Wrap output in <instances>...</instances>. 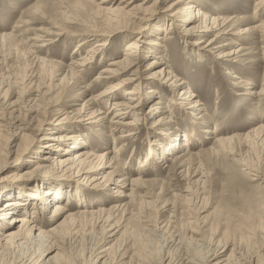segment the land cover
Returning <instances> with one entry per match:
<instances>
[{
  "label": "rangeland",
  "instance_id": "374dc122",
  "mask_svg": "<svg viewBox=\"0 0 264 264\" xmlns=\"http://www.w3.org/2000/svg\"><path fill=\"white\" fill-rule=\"evenodd\" d=\"M102 1L96 2L100 4ZM143 1H137L135 4ZM147 1L149 5L154 2ZM171 1L173 0H157V4L152 8L155 12L154 17L144 23V36L157 38V42L162 45L160 50L163 51L157 55H148L149 57L143 60L142 70H146L156 56H161L158 61L162 60L165 64L157 66L158 69L163 67V71L165 73L168 71L171 75L164 74L165 78L155 80L148 87L153 88L143 89L140 97L137 96L143 114L140 113L142 116L137 117L139 126H136V136L121 139L120 135L129 130V127L122 126L120 120H117L119 123H115L116 121L111 120V115H97L98 113L94 118H90L80 110L82 105H89L92 98L98 99V94L122 78L116 75L108 77L106 81L96 79L101 71L108 68L107 65L112 59L122 57V53L125 52L131 36L124 30L114 36L117 45L109 46L101 54L89 56L88 66L75 70L76 84L68 89V98L60 106L40 110L37 113V120L50 125L54 121H59V117L65 114L70 115L71 128L63 133L84 138L86 146L81 147V150L92 155L88 161L93 159L96 165H102L104 159L107 160L99 172L94 170L92 173L100 179L105 177V181L110 183L120 180L128 172L132 174L127 178H133L145 157L146 149L153 148L156 151L163 143L161 134L166 136L167 133H172L168 136L178 134L182 136L190 132L196 135L193 139L194 145L187 152L188 149H182L183 143H179L174 155L165 157L163 161L156 155L151 168L141 169L143 180L146 181L145 188L135 190V193L127 198L117 197L112 190L114 186L110 183L106 189L92 188L95 184L101 183V180L87 183L81 176L69 179L53 178L44 175L46 171H41L42 173L37 175L40 179L32 182H35L36 188L40 190L46 185L45 189L52 190V198L58 196L54 195L58 187H62L59 189L60 192L74 188L83 193V200H60L70 208V212L92 210L95 213L99 208L108 209L114 204L121 206L126 204V207L116 212L113 221H110V224H115L113 229L106 228L97 215L74 217L65 228L58 231L57 240L54 239V243L52 242L54 247L62 249L60 253L62 257H56L53 264H61L62 261L71 264H90L101 248L106 249L108 254L105 264H109V261L116 262L119 254L124 252L133 253V264H161L165 259L171 260V264H182L185 259L204 262L203 258L222 245L234 249L235 256L238 252L241 258L251 260L252 263L263 254L264 129L260 130L262 133L254 130L264 126V95L250 96L249 93L259 91L264 84V57L260 53L258 29L249 35L244 33L245 29L257 27L264 20L262 8L258 5L261 0H186L176 9L181 17L179 20L189 18L187 14L183 15L186 4L193 7L191 9L193 11L201 8V12L211 19L218 17L226 19L221 28H217L212 35L205 38L206 40L203 39L204 42L211 41L208 44L202 42L198 44L202 39L198 38L197 33L186 39L184 29L188 30L191 26L179 22L177 23L181 27L170 32V35H167L169 39L165 40L167 26L164 25V20L167 15L166 7L172 3ZM76 2L77 0H67V4L74 5ZM44 3H40L39 0H0V31L14 32L12 38L0 42V88L10 86L13 94H21L23 81H39V77L45 74L43 72L45 69L35 63L32 57L24 54L26 44L23 42L34 35H39L42 39L40 41L52 40V44L37 52L36 56L59 66L53 67V75L58 70L62 71L63 67L69 68L74 56L80 55L79 58H83L86 51L95 45L93 40L77 51V42L80 38L69 35L60 38L46 37L45 31L51 30L50 27H57L61 30L57 31L58 33L65 34L75 32L77 27L67 23L63 18L62 6L59 3L52 1ZM105 6L101 7L108 10V5ZM36 7L41 10L39 14L34 11ZM99 14L92 12L90 18L86 14L82 16L87 21L93 19L95 22L107 16L103 12ZM196 24L198 22L192 26ZM141 45L143 44L139 46ZM239 48L242 49L241 52L233 57H225L223 61L216 58L217 54L222 52L227 54ZM139 49L142 53L145 52L144 47ZM232 60L235 62L229 63ZM167 77L169 80H165ZM155 86L158 87L156 92L159 90L160 93L148 100L151 95L146 94V91L155 90ZM128 89L127 87L123 91ZM188 90L203 104L202 111L198 108V110L182 108L184 102H187L185 100L188 97ZM119 93L116 92L122 96L124 92ZM32 94L31 91L28 92V95ZM161 99L164 105L159 108L163 109L160 111L161 114L155 115L154 110H159L155 103ZM110 103L99 107L95 102L94 108L88 111L110 113ZM100 118L103 120L98 126L96 120ZM132 118L133 116H128L123 122ZM214 130L220 136L234 138L231 143L223 146L225 149L223 152L209 151L213 140L204 139L205 136H213L209 132ZM152 131L159 134L154 136ZM158 136L159 138H156ZM12 146L13 144L7 145V140L0 132V193L5 189H16L26 196L24 191L31 192L30 189L27 190L29 187L26 186L27 181H18L14 188L8 187V183L11 182H1L16 174L19 177L26 172H32L36 165L29 160L37 157L38 150L36 149L32 158L28 157L19 162L16 152L26 148V142L17 138L16 146ZM79 151L74 150V154L71 155L74 162L80 158L76 156ZM113 151H116L117 155ZM197 153L201 154L200 157ZM179 154H185V166H188L191 174L195 162L203 161L200 162L205 172L206 185H201L203 187L198 189L199 192L193 188L194 194L189 197L190 203L184 201V197L188 196H185L183 191L189 186L188 180L192 175L182 177L174 158ZM101 155L103 157H100ZM112 156L115 162L110 164ZM166 158L173 159L166 163L168 168H165ZM75 172L72 170L71 173L64 175L76 177ZM254 175L260 179L256 180ZM41 182L45 184H40ZM100 185H103V182ZM6 200L4 199L0 205ZM50 211L51 209L47 208L44 216L50 217ZM49 225L51 224L41 228L48 230L51 227ZM194 229L201 233L199 234L202 240L198 244L190 238ZM252 231L255 236L249 235L253 233ZM48 246L51 245L47 242L40 244L35 240H26L19 246L17 244L0 250V264H16L19 260L38 252L39 247L45 250ZM102 262L103 260L99 264Z\"/></svg>",
  "mask_w": 264,
  "mask_h": 264
},
{
  "label": "bare ground",
  "instance_id": "6f19581e",
  "mask_svg": "<svg viewBox=\"0 0 264 264\" xmlns=\"http://www.w3.org/2000/svg\"><path fill=\"white\" fill-rule=\"evenodd\" d=\"M44 1L59 3L60 6H62L63 18L67 21V23L74 25V27H77V29H75V32L73 31L71 34H65L63 31V33H58L57 31H61L60 29H58L57 27H50L51 30L45 31L46 37L60 38L63 35H69L80 38V41L77 42V51H79V48L81 49L82 46L86 45L88 42H92L93 40H95V45H93L86 51V55L83 58H79L80 55L76 57L74 56L69 68L63 67L64 69L62 71L58 70L53 75V67L57 68L59 66L54 64V62L52 61H47V59L45 58L36 56L37 52L39 53L44 48L50 46L52 44V40L48 39L46 41H40L42 39H40L39 35H34L31 39L23 42V44H26L24 54L25 56L32 57L35 63L39 64L43 69H45L43 71L45 72V74H43L44 76L41 75L39 77V81H23L21 94H13L12 87L10 86L0 88V132L2 133L3 138L7 140V145L10 146L13 144V146H16L17 138L26 142V148L16 152V158L19 162L24 161L28 157L32 158L33 154L38 150L37 157H34L33 160H29L30 163H34L36 165L32 172H26L19 175V177L16 174L14 177H9L8 179H4L5 181L1 182H11L8 183V187L14 188L18 181L25 180L28 182L26 183V186H29L27 187V190L30 189L31 192L24 191V193L26 194V196H24L21 191L16 189H5L4 191L2 190L3 192L1 191L0 203L4 199L7 200L3 202L2 205H0V250L3 251L8 247L17 244L19 246V244L21 245L22 242H25L29 239L40 242V244L41 242H47L48 245H51L46 247L45 250L43 249V247H39L38 252L31 255L30 257L27 256V258L19 260L16 264H53V260L56 257H62V255L60 254L62 252V249H60L59 247H54L53 240H57V234L59 233L58 231L65 228L68 222L72 221L74 217L97 215L100 217L101 223L103 222V224L106 225V228L113 229L112 227L115 224H110V221H113V216L117 211H119L123 207H126V204H124L123 206H121V204H114L108 209L99 208L98 210H95V213L92 212V210L90 212L89 210L70 212V208L64 203V201L60 200H83L84 195L82 192H79L74 188H71L70 191L65 190L60 192L59 189H62V187H58L57 193L54 194L58 196L56 198H52V190L48 191L47 189H45L46 185L44 186L43 190L36 188L37 186H35V182L32 181L39 180L40 177L37 175L44 171H46L44 175L52 176L53 178L62 177L69 179L81 176L84 177V180H87V183L97 182L100 180L103 182V185H100L102 184V182L97 183L92 188L106 189L105 187L110 183L109 181H105V177H102L100 179L99 177H95L96 175H93L92 173L95 172L94 170H97V172H99L105 165L107 160L104 159L102 165H96V162H94L93 159L88 161L90 159V156L92 155H90V152L81 150V147L86 146L84 138L63 133L66 130H70L71 128L69 126V124L72 122V120L70 119V115L68 116L65 114L63 117H59V121H54L50 123V125H47V122L41 123L39 122V120H37V113L40 110H44L45 108L50 109L60 106L68 98V89L76 84L75 78L77 77V73L75 72V70L84 66H88V64L90 63L89 56L93 54H101L109 46L117 45L115 43L116 41L114 36H116L123 30L128 31L129 36H131L129 37V42L126 45L125 52L122 53V57H115L114 59H112L107 65L108 68H105L103 71H101L96 79L106 81L109 79L108 77H113L116 75L121 76L122 78L119 79L116 83L106 87L103 92L98 94V99L92 98L90 99L91 103H89V105H82V107L80 108L82 114H88L90 118H94V115L96 113H98L97 115H111V120L116 121L115 123H119L117 122V120H120V122H122V126L129 127V130L120 135L121 139L134 137L137 134L136 126H139V122H137L139 121V119H137V117L142 116L140 113L143 114L142 106L139 105L140 99H138L137 96L140 97L141 90L147 89L149 85H152L155 80H158L159 78H165L164 74L171 75L168 71L165 73V71H163V67L158 69L157 66H159L160 64H165L162 60L160 62L158 61L159 59H161V56H156L154 60H151V63L146 68V70H142L143 60L145 58L160 54L161 51H163L160 50L162 45L157 42V38L154 37V39H152L153 36L145 37L143 32L145 28L144 23L148 22L154 17L153 14H155V12L152 11V8H154L157 4V0H154V2L150 5L149 1L147 0H144L143 2H140L138 4H135V2L141 0H103L102 2H100V4H97L96 1L98 0H77L74 5H72V3L67 4V0H39V2L42 4H45ZM171 2L172 3H170V5L166 7L167 15L164 20V25L167 26V34L165 35V40L169 39L167 35H170V32H172L175 28L181 27L177 23L179 22L182 25L188 24V26H191L188 28V30L184 29L186 39H190L193 35H195V33H197L198 38L202 39L201 41H198V44H200L201 42L208 44L211 41L204 42L203 39L208 38L215 32L217 28H221L222 25H224L226 22L225 18L218 17L216 19H211L207 16V14H203V12H201V8L193 11L191 10L193 7L188 6L187 4L183 9L184 13H182L184 16L185 14H187L186 16H189V18L185 20H179V18L181 17L179 16V13L176 9L178 7H181L186 2V0H173ZM113 4L117 6L114 7ZM105 5H108V10L101 7ZM258 5L262 8V14H264V0H261ZM34 11L35 13L37 12L39 14L41 10L39 7H36ZM92 12L96 14L103 12L106 13L107 16L101 18V20L98 19L100 22H95L93 21V19H89V21H87L82 16L86 14L87 17L90 18ZM80 17H82V19ZM93 18L95 19V17ZM167 20L171 21L167 22ZM195 22H198V24L192 26V24H194ZM207 23L208 25H206ZM257 29L260 35L258 40L260 45V53L264 57V20L261 21L257 27L245 29L244 33L246 35H249V33H251L252 31H256ZM13 33L14 32L0 31V42L12 38L14 35ZM185 42H187V40H185ZM140 44L143 45L139 46ZM143 47L145 49L144 53H142L141 49H139ZM241 50L242 49L239 48L236 51L227 54H223L222 52L220 54H217L218 57L216 58L217 60L223 61L225 57H233L234 55L241 52ZM234 62L235 60H232V62L230 61L229 63ZM46 68L48 69L46 70ZM129 74L131 75L129 76ZM46 75L47 79H45ZM165 80H169V77H167V79ZM177 80L178 79H176V82ZM127 87L129 89L127 91H123ZM159 88L160 90H163L162 87ZM157 89L158 87L155 86V90L146 91V94L151 95L148 100L160 93L159 90L158 92H156ZM30 91L31 93H33L32 95H28V92ZM116 92L124 93L122 94V96H119L116 94ZM249 94L250 96H263L264 84L262 85V87H260L259 91H250ZM161 101L162 99L157 100L155 103V107L159 109L158 111L154 110L155 115L156 113L161 114L160 111H162L163 108L161 109L159 107H163L164 105ZM185 101L187 102H184L182 108L185 107L188 110H196L198 108L200 111L203 110V104L200 103V101L197 100L196 95H194L193 92H189V90L188 97ZM95 102V105L99 107H101V105H105V103L108 104L109 102H111V112L101 113L94 110L88 111L91 108H94ZM128 116H133V118L123 122V119ZM102 120L103 118L96 120L98 126H100L101 123L99 122H101ZM36 122L38 123L37 125ZM263 129L264 126H260L259 128L254 130V132ZM152 132V135L154 136H157V134H159L155 131ZM260 132L262 133V131ZM209 133L213 136L204 137V139L206 140H213V144H211L209 151L216 150L218 152H223L225 151V149H223V146L231 143V141L234 139L220 136L215 130ZM171 134L172 133H167L166 136H163V134H161L163 143L159 145L156 151H154L153 148L146 149L145 157L143 160H141V163L137 171L135 172L136 175H134L133 178H127L128 175L132 174V172L127 171L128 173L124 174L122 178H120V180H116L110 183L114 186L112 190H114L113 193H115L117 197L127 198L132 196L135 193V190H143L145 188L146 181L143 180V170L141 169H145L147 167L151 168L153 166V160L155 159L154 157L156 155H158L159 159L163 161L165 160V157L174 155L179 143H183L182 149H188L187 152L189 151V148L194 145L193 139L194 137H196V135L190 134V132L185 133L182 136H180L179 134L168 136ZM156 138H159V136ZM218 148H220L221 150ZM74 150H80L76 154L77 157H80L77 160L78 164H76L77 161L74 162L73 159H71V155L74 154ZM113 153L117 155L116 151H113ZM106 154L107 153H104V155ZM197 155L200 157L201 154L197 153ZM52 156L53 158L51 159ZM184 156L185 154H179L177 156L175 155L174 158L176 159L175 165H177L178 169L181 170L180 173H182V177L186 178L189 177L191 173H189L188 166H185ZM82 157H84V159H82ZM100 157H103V155H101ZM172 160L173 159L166 158L165 165L167 162H171ZM200 161L198 160L195 162L193 173L191 174L192 176L190 180H188L189 186L186 187L183 191L185 196H188L184 197V201L186 203L191 200L189 197L194 194L193 188L194 190H198L200 187L206 185L204 184V182L206 181L204 178L205 172L202 168L203 165L201 163L203 161ZM113 162H115L114 156H112V158H110L109 160L110 164ZM168 167L167 165L165 166V168ZM72 170L76 171L74 175L77 176L73 177V175H71L65 177L64 174L71 173ZM250 171L254 170L250 169ZM254 177L256 178V180L260 179L256 175H254ZM40 184L45 183L41 182ZM56 200L59 201L56 202ZM49 204H52V206H49ZM47 208L51 209L50 217L44 216L45 212H47ZM41 217L44 218L41 219ZM45 222H47V224H51L49 225L51 227L48 230H43L41 228L42 226L47 225ZM191 233V240L194 243H200V241L202 240V237H200L201 233L195 229L194 231L192 230ZM249 235L255 236L254 232L249 233ZM229 249V247L222 245V247L220 246V248L216 247V249L210 252L207 257L205 256L206 258H203V263L201 261H197L196 259H185L182 264H233V262L234 264H264V251L262 256L258 257V259L252 263L251 260H245L241 258V255L238 254V252L235 253L237 254V256H235L233 254L234 249ZM99 251V253H96L94 255L91 263L89 262L90 264H99L102 260V264L106 263V260L108 259L106 249L101 248L99 249ZM53 252L55 253L51 255ZM117 258L118 260L116 262L109 261V264L134 263L132 259L133 253L130 252L121 253ZM61 264L71 263L62 261ZM161 264H171V260L165 259Z\"/></svg>",
  "mask_w": 264,
  "mask_h": 264
}]
</instances>
